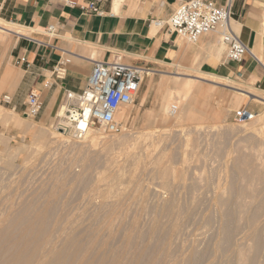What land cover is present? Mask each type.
I'll return each mask as SVG.
<instances>
[{
    "label": "rangeland",
    "instance_id": "374dc122",
    "mask_svg": "<svg viewBox=\"0 0 264 264\" xmlns=\"http://www.w3.org/2000/svg\"><path fill=\"white\" fill-rule=\"evenodd\" d=\"M11 40L0 34V58ZM203 61L152 65L118 131L96 145L25 117L0 82V237L11 253L37 250L31 264L61 251L65 264H264V103L203 82L189 117L175 107L170 122L159 117L161 81L200 76ZM245 105L260 121L234 122Z\"/></svg>",
    "mask_w": 264,
    "mask_h": 264
},
{
    "label": "crops",
    "instance_id": "0c3cea01",
    "mask_svg": "<svg viewBox=\"0 0 264 264\" xmlns=\"http://www.w3.org/2000/svg\"><path fill=\"white\" fill-rule=\"evenodd\" d=\"M88 1L0 0V20L21 28L0 58V82L5 93L12 94L15 109L25 104L30 91L38 94L37 123L49 126L61 106L74 103L99 60L127 59L123 63L151 68L197 54L204 60V72L234 78L264 93V0H211L230 4L231 29L250 52L240 62H229L226 51L216 52L213 38L206 36L189 52L186 42L167 30L168 18L188 0H107L101 6L104 16L77 7ZM49 26H54L51 34L45 31ZM64 58L69 60L65 76L56 80L52 69Z\"/></svg>",
    "mask_w": 264,
    "mask_h": 264
},
{
    "label": "built area",
    "instance_id": "2783aa9c",
    "mask_svg": "<svg viewBox=\"0 0 264 264\" xmlns=\"http://www.w3.org/2000/svg\"><path fill=\"white\" fill-rule=\"evenodd\" d=\"M107 0H90L77 5L88 14L104 16L101 9ZM74 6V4H69ZM231 8L229 2L220 6L211 0H188L180 3L166 22L167 30L183 39L186 43L196 44L206 35H216L226 48V59L229 62H240L249 50L234 34L230 25ZM54 32V26L45 30ZM68 59L59 60L52 69L56 80L65 76ZM151 69L138 64L123 63L118 60L94 61L88 79L81 93L74 98L73 104L60 107L55 116L54 129L76 142L84 141L93 128H99L107 134L118 131L117 113L130 106L140 90L143 79ZM5 104H10L8 96L3 97ZM41 108L39 96L30 91L25 100V117L35 118ZM256 113L247 105L233 112L236 123L251 122Z\"/></svg>",
    "mask_w": 264,
    "mask_h": 264
},
{
    "label": "bare ground",
    "instance_id": "6f19581e",
    "mask_svg": "<svg viewBox=\"0 0 264 264\" xmlns=\"http://www.w3.org/2000/svg\"><path fill=\"white\" fill-rule=\"evenodd\" d=\"M116 13V12H115ZM158 25V24H157ZM159 26V25H158ZM156 27V26H155ZM20 27L19 26H16V25H12V24H8V23H5L3 22L2 20H0V34L4 35V36H12V35H19L20 34ZM153 29V28H152ZM154 30V29H153ZM155 32V31H153ZM9 41V40H8ZM181 43V42H180ZM181 46V45H180ZM223 46V45H221ZM214 47V46H213ZM216 52L220 53L222 52V48L219 46L216 47ZM189 50V48H188ZM214 50V49H212ZM225 50V49H224ZM179 51V50H178ZM195 51V49H194ZM190 52V50H189ZM210 52H212L210 50ZM120 53V52H119ZM177 53V52H175ZM193 53V52H192ZM191 53V54H192ZM215 53V52H214ZM117 54V53H116ZM216 55V54H215ZM218 55V54H217ZM222 55V54H221ZM219 55L218 58L221 56ZM114 57V56H113ZM173 59V58H172ZM119 60V59H117ZM121 60V59H120ZM172 61V60H171ZM178 67V66H177ZM188 70V69H187ZM187 72V71H186ZM155 73V71L151 70L150 74L149 75H153ZM161 75L163 74L164 76L166 77H169L171 73H163V72H160ZM190 73V72H189ZM174 74V73H173ZM198 74V73H197ZM195 74V75H197ZM199 74L200 76H190L188 75L187 73H183V74H176L175 75H178V77H174V79H172V76H171V79H170V84L173 85L172 88L171 86H167L169 82H167L168 80H165V81H161V84H160V87H159V90L161 91L160 95L162 96V102L160 101L161 103V114L159 117H161L160 119H162L163 121H168L170 118V115L174 116L173 113L170 111V108L171 107H175L177 108L179 111H178V114L179 116L177 117V119L179 118H182V116H186V117H189L190 114H191V110H192V107L195 103V98L197 97L196 95L203 92L204 91V87L202 85V83H209L211 86V88H218V85H221V86H225V87H228L229 89H232L233 92L236 94V100H237V104L242 102V101H245V100H253V101H257V102H260V103H264V97H260V93L261 92H258L259 96L257 94H254L255 90L251 87H249L247 84H243L241 82L240 85H242L241 88H238V87H235L234 85H230L229 79H227L226 77H222V76H219V75H216V74H212V73H207V72H203V71H199ZM148 75V76H149ZM162 75V76H163ZM146 76V77H148ZM174 76V75H173ZM180 76V77H179ZM9 79V78H8ZM164 79H167V78H164ZM223 80H226V83H221ZM229 80V81H228ZM9 81V80H8ZM240 82V81H239ZM238 82V83H239ZM149 85V84H148ZM150 88V86H149ZM211 88H207V90H212ZM206 89V88H205ZM214 91V90H213ZM139 92V91H138ZM205 92V91H204ZM209 92V91H208ZM264 94V93H262ZM208 96V94H207ZM211 96V95H209ZM208 96V97H209ZM70 97V96H69ZM76 97V96H74ZM204 97V96H203ZM71 98V97H70ZM204 98H207V97H204ZM141 99V98H140ZM144 101V98L142 99V102ZM208 101H209V98H208ZM240 106V105H239ZM63 109L59 110V115H62L63 114ZM128 113V112H126ZM123 114V113H122ZM120 114V115H122ZM118 117V115H116ZM125 116V115H124ZM125 117H123L124 119ZM128 119V118H127ZM255 121H260V117L259 115H256L255 116ZM170 122V120H169ZM165 123V122H164ZM168 123V122H167ZM252 124V123H251ZM254 124V122H253ZM258 124V123H257ZM263 124V123H262ZM261 124V125H262ZM264 125V124H263ZM246 126V125H245ZM247 126H250L247 125ZM96 128H93L90 132V134L84 139L87 140L88 142H90L92 145H96V143H98V135H100L102 132L101 129H99V131H95ZM56 133V136L61 137L64 136L62 135L60 132L58 131H54L53 133L51 132V134H55ZM103 139V138H102ZM63 140V139H61ZM59 141V140H58ZM83 141V142H84ZM61 142V141H60ZM86 142V141H85ZM67 144V143H66ZM85 154V153H84ZM165 177V176H164ZM2 179V178H1ZM77 182V181H76ZM25 183V181H24ZM78 183V182H77ZM15 184V183H14ZM7 186V185H6ZM8 187V186H7ZM20 193V192H19ZM13 194V193H12ZM103 194V193H102ZM27 196V195H26ZM3 197V196H2ZM19 197V196H18ZM112 197V196H111ZM108 198V197H107ZM27 201V200H26ZM22 202V201H21ZM40 204V203H39ZM71 206V205H70ZM19 207V206H18ZM80 207V206H79ZM84 207V206H82ZM3 208V207H2ZM120 208V207H119ZM33 209V208H32ZM75 210V209H74ZM36 211V210H35ZM118 211V210H117ZM63 212V211H62ZM116 212V211H115ZM114 213V212H113ZM120 213V212H119ZM72 214V213H71ZM77 214V213H76ZM128 215V214H127ZM49 217V216H48ZM97 217V216H96ZM16 218V217H15ZM130 218V217H129ZM131 219V218H130ZM19 220V219H18ZM251 220V219H250ZM23 222V221H22ZM45 222V221H44ZM47 223V222H46ZM3 226V225H2ZM40 226V225H39ZM167 226V225H166ZM14 227V226H13ZM16 227V226H15ZM165 227V226H164ZM7 229V228H6ZM2 231V230H1ZM38 231V230H37ZM249 231V230H248ZM254 232V230H252ZM7 232V231H6ZM228 232V231H227ZM3 234V233H2ZM251 234V233H250ZM1 235V234H0ZM16 236V235H15ZM253 236V235H251ZM5 237V235H4ZM256 237V236H255ZM24 238V237H23ZM110 238V237H108ZM7 240V239H6ZM25 240V239H24ZM101 240V239H100ZM117 240V239H116ZM127 240V239H126ZM133 241V240H132ZM5 239L3 237H0V264H31V257L35 255V253L37 252V250H27L25 251V249L21 250L20 252L18 253H13V250H15V248L12 250V253H11V250L12 248L8 247L7 245H5ZM130 242V241H129ZM5 243V244H4ZM9 243H11V241H9ZM172 244V243H170ZM131 245V244H130ZM56 246V245H55ZM158 246V245H157ZM29 247V246H27ZM93 247V246H92ZM124 247V246H123ZM131 247V246H130ZM175 247V246H174ZM19 248V247H18ZM115 248V247H114ZM129 248V247H128ZM121 251V250H120ZM178 252V251H177ZM102 253V252H101ZM241 253V252H240ZM246 253V252H244ZM37 254V253H36ZM171 254V253H170ZM247 254V253H246ZM57 257L54 259V260H47L48 262H45V260L43 261H40L38 264H65V260H66V255L65 253L63 254L62 251L60 254L57 253ZM55 256V255H54ZM116 256V255H115ZM174 256V255H173ZM244 256V255H243ZM118 257V256H117ZM132 257V256H131ZM125 258V257H124ZM137 258V257H136ZM143 259V258H142ZM241 259V258H240ZM249 260V259H247ZM253 260V259H252ZM141 261V260H140ZM145 261V260H144ZM245 262V261H244ZM96 263V262H95ZM140 263V262H139ZM137 264V263H136ZM144 264V263H142ZM241 264H244V263H241Z\"/></svg>",
    "mask_w": 264,
    "mask_h": 264
}]
</instances>
